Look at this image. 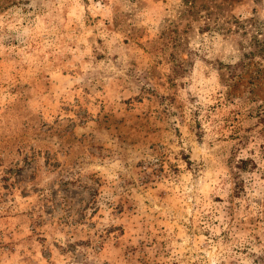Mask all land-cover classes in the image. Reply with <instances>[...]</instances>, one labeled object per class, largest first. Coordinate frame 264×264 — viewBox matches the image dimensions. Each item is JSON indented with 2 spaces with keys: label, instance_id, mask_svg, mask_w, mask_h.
Wrapping results in <instances>:
<instances>
[{
  "label": "rangeland",
  "instance_id": "374dc122",
  "mask_svg": "<svg viewBox=\"0 0 264 264\" xmlns=\"http://www.w3.org/2000/svg\"><path fill=\"white\" fill-rule=\"evenodd\" d=\"M252 18L264 0H0V264H264Z\"/></svg>",
  "mask_w": 264,
  "mask_h": 264
},
{
  "label": "trees",
  "instance_id": "16d2710c",
  "mask_svg": "<svg viewBox=\"0 0 264 264\" xmlns=\"http://www.w3.org/2000/svg\"><path fill=\"white\" fill-rule=\"evenodd\" d=\"M186 2L190 0H184ZM209 16V15H208ZM234 24L236 25V29H244L245 26H248L250 29L254 31V34L251 35L249 47L251 51L247 54V56H258L264 58V23L256 22L253 18L244 20V21H237L234 20ZM246 33V31H243Z\"/></svg>",
  "mask_w": 264,
  "mask_h": 264
}]
</instances>
